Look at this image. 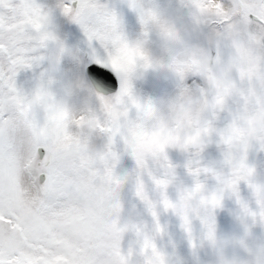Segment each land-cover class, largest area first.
<instances>
[{
	"label": "rangeland",
	"instance_id": "1",
	"mask_svg": "<svg viewBox=\"0 0 264 264\" xmlns=\"http://www.w3.org/2000/svg\"><path fill=\"white\" fill-rule=\"evenodd\" d=\"M32 2L48 16L47 38L31 34L29 66L18 70L16 87L27 96L50 92L75 115L106 119L95 97H111L98 94L83 69L91 62L108 63L100 51L113 33L148 45L146 54L153 53L155 65L166 59L160 49L162 41L168 43L165 28L182 45L180 61L172 57L168 71L156 67L134 86L150 102L177 90L205 89L207 77L239 82L224 110L205 114L215 131L199 146L169 147L163 156L139 162L123 137L95 130L90 147L119 157L114 174L120 183L113 186L119 207L113 218L124 229L121 249L126 255L132 252V264H144L154 255L150 247L141 255L145 241L166 264H264V135L253 134L246 143L232 146L219 135L234 116L258 111L264 100V82L258 77L242 81L232 70L237 42L251 44L257 55H264V46L252 42L264 37V26L249 22L236 9L239 0H217L229 13L227 23L198 14L190 7L192 0ZM146 14L156 21L151 28ZM126 86L121 80L122 91ZM28 191L35 196L31 188Z\"/></svg>",
	"mask_w": 264,
	"mask_h": 264
},
{
	"label": "snow or ice",
	"instance_id": "2",
	"mask_svg": "<svg viewBox=\"0 0 264 264\" xmlns=\"http://www.w3.org/2000/svg\"><path fill=\"white\" fill-rule=\"evenodd\" d=\"M190 7L228 22L229 13L217 0H192ZM235 7L249 22L264 26V0H239ZM47 22V14L32 0H0V264H132V252L126 255L121 249L124 229L113 218L119 207L113 199V186L120 183L114 174L119 157L112 151L93 152L90 133L123 137L139 162L163 156L169 147L199 146L215 131L205 114L224 110L240 84L207 77L205 89L177 90L150 102L134 86L156 67L168 71L172 57L180 61L182 45L165 28L168 43L162 41L160 49L166 59L155 65L153 53L146 54L148 45L113 33L100 51L108 63L83 69L92 87L111 97H95L106 119L75 115L50 92L27 96L15 84L18 70L29 66L31 34L46 39ZM145 22L151 28L156 21L146 14ZM252 42L264 46V37ZM233 65L240 80L258 77L264 82V55H257L251 44L236 43ZM121 80L127 85L123 91ZM257 133L264 135V100L258 111L234 116L219 135L232 146ZM149 247L154 255L144 264H166L148 241L141 255Z\"/></svg>",
	"mask_w": 264,
	"mask_h": 264
},
{
	"label": "water",
	"instance_id": "3",
	"mask_svg": "<svg viewBox=\"0 0 264 264\" xmlns=\"http://www.w3.org/2000/svg\"><path fill=\"white\" fill-rule=\"evenodd\" d=\"M94 63H97V62H93V63H91V64H94ZM89 65H90V64H89ZM89 65H88V66H89ZM88 66H87V67H88ZM87 67H86V68H87ZM94 89H95V88H94ZM95 90H96V89H95ZM96 91H97V90H96ZM98 93H99V92H98ZM99 94H101V93H99Z\"/></svg>",
	"mask_w": 264,
	"mask_h": 264
},
{
	"label": "clouds",
	"instance_id": "4",
	"mask_svg": "<svg viewBox=\"0 0 264 264\" xmlns=\"http://www.w3.org/2000/svg\"><path fill=\"white\" fill-rule=\"evenodd\" d=\"M148 157H152V156H148Z\"/></svg>",
	"mask_w": 264,
	"mask_h": 264
}]
</instances>
